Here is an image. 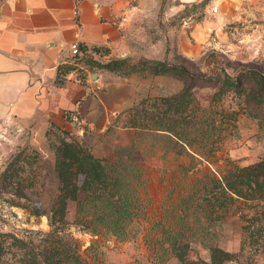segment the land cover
<instances>
[{"label":"trees","instance_id":"1","mask_svg":"<svg viewBox=\"0 0 264 264\" xmlns=\"http://www.w3.org/2000/svg\"><path fill=\"white\" fill-rule=\"evenodd\" d=\"M130 60L113 59L103 66L121 76L134 73L174 76L183 80V90L172 96L148 97L137 102L128 111L130 117L125 125L136 129V139L117 146L114 158L96 157L71 131L50 128L46 136L56 141L52 146L59 180L49 216L50 230L29 231L26 235L0 232V264H96L97 253H90L94 261L91 263L82 251L83 242L71 227L74 225L77 231L93 236L127 235L128 225L140 210L146 209L135 189V182L141 179L135 150L142 136L163 137L173 144L178 155L187 153L190 147L203 149L208 157H213L222 148L223 136L235 125V117L229 112L218 114L196 98L193 89L202 77L186 67L161 60L145 58L137 63ZM249 76L257 80V74ZM226 84L238 92L242 90L240 79L227 80ZM71 116L72 112L68 113ZM30 157L31 153L25 151L17 153L0 173V193L17 198L11 205L28 206L29 181L24 172ZM72 203L76 210L73 217L69 214ZM170 209L174 215L154 222L159 243L152 251L156 264H166L172 258L178 264L241 262L247 239L250 247L264 251V158L246 165L233 162L221 176L204 173L183 186ZM234 214H240L246 236L241 250H226L212 240L207 244L210 258L196 256L194 226L199 224L208 229ZM94 246L95 241L86 252Z\"/></svg>","mask_w":264,"mask_h":264},{"label":"rangeland","instance_id":"2","mask_svg":"<svg viewBox=\"0 0 264 264\" xmlns=\"http://www.w3.org/2000/svg\"><path fill=\"white\" fill-rule=\"evenodd\" d=\"M143 2H152L156 9L160 7L162 14L169 13V18L161 22V27L167 32L185 17L192 15L195 20H201L207 10L213 22L221 25V36L214 31L212 42L199 54L188 56L177 52L175 47H169L166 62L186 67L192 74L202 77L193 89L196 98L218 114L233 113L235 125L224 134L222 148L213 157H208L203 149L190 147H187V153L178 155L173 144L160 136L147 134L139 138L135 156L141 168V179L135 182V189L140 204L146 209L140 210L128 225L127 235L123 238L112 234L93 236L71 229L83 242L82 251L91 263L94 261L90 253H97L96 264H156L152 251L159 243L154 222L174 215L170 208L180 197L183 186L206 172L221 176L233 162L246 165L264 158V0H196L181 9H178V0ZM215 5L219 6L218 12L213 11ZM153 15L149 26L151 33L158 35V26L155 25L157 11H153ZM128 58H131L130 63L145 59ZM252 73L257 74L258 81L249 76ZM161 76L166 84L162 96H172L183 90V80ZM237 79L241 80L240 92L233 85L226 84L227 80ZM221 91L224 93L220 94ZM128 111L118 118L121 126L128 123ZM110 132L115 138L116 132ZM82 140L85 145L90 144L89 136ZM55 142L52 137L41 144H34L30 135L21 134L16 125L0 120V173L17 153H31L24 172L29 181L28 206L11 205L10 202L17 198L10 193H0V232L26 235L29 231L50 230L49 216L59 186L52 146ZM113 153L112 158L115 151ZM21 201L25 202L24 199ZM75 212V203H72L70 216L73 217ZM194 228L196 256L207 260L210 258L207 248L210 241L214 240L226 250L239 252L246 239L240 214L230 215L208 229L199 224ZM93 241L96 249L86 252ZM248 241L241 262L227 261L224 264H264V251L250 247ZM166 264H178V261L172 258Z\"/></svg>","mask_w":264,"mask_h":264},{"label":"crops","instance_id":"3","mask_svg":"<svg viewBox=\"0 0 264 264\" xmlns=\"http://www.w3.org/2000/svg\"><path fill=\"white\" fill-rule=\"evenodd\" d=\"M143 1L0 0V120L34 144L45 142L52 127L81 142L89 136L88 146L100 158H112L117 146L134 141L136 129L118 118L146 97H165V78L121 76L103 65L127 57L166 62L169 47L196 56L214 31L221 36L208 10L201 20L185 17L167 32L161 22L169 13ZM178 1L181 9L196 0ZM153 11L158 35L149 26ZM76 42L88 53L80 66L71 62Z\"/></svg>","mask_w":264,"mask_h":264},{"label":"built area","instance_id":"4","mask_svg":"<svg viewBox=\"0 0 264 264\" xmlns=\"http://www.w3.org/2000/svg\"><path fill=\"white\" fill-rule=\"evenodd\" d=\"M219 6L215 5L213 6V11L218 12ZM71 50H72V59L71 62L75 66H80L81 62L83 61L84 57L88 54L86 50H83L80 46V43L76 42L71 44Z\"/></svg>","mask_w":264,"mask_h":264},{"label":"water","instance_id":"5","mask_svg":"<svg viewBox=\"0 0 264 264\" xmlns=\"http://www.w3.org/2000/svg\"><path fill=\"white\" fill-rule=\"evenodd\" d=\"M71 229H72L73 231H76L77 228H76V226L73 225V226L71 227Z\"/></svg>","mask_w":264,"mask_h":264}]
</instances>
